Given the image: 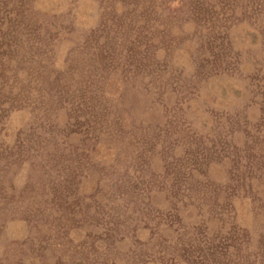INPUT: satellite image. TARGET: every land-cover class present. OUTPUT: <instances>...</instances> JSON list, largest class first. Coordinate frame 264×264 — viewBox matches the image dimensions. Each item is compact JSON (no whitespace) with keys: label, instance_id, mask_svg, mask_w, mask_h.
<instances>
[{"label":"rangeland","instance_id":"374dc122","mask_svg":"<svg viewBox=\"0 0 264 264\" xmlns=\"http://www.w3.org/2000/svg\"><path fill=\"white\" fill-rule=\"evenodd\" d=\"M0 264H264V0H0Z\"/></svg>","mask_w":264,"mask_h":264}]
</instances>
